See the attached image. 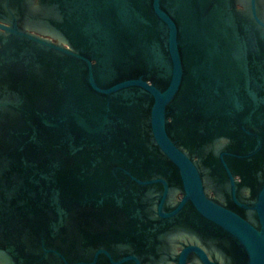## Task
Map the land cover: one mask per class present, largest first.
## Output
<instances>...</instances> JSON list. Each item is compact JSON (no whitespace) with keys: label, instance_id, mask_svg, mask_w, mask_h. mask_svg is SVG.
Returning a JSON list of instances; mask_svg holds the SVG:
<instances>
[{"label":"water","instance_id":"95a60500","mask_svg":"<svg viewBox=\"0 0 264 264\" xmlns=\"http://www.w3.org/2000/svg\"><path fill=\"white\" fill-rule=\"evenodd\" d=\"M242 95L264 111V0H0V264H144L195 222L264 264V188L255 226L181 146Z\"/></svg>","mask_w":264,"mask_h":264},{"label":"flooded vegetation","instance_id":"af4514ba","mask_svg":"<svg viewBox=\"0 0 264 264\" xmlns=\"http://www.w3.org/2000/svg\"><path fill=\"white\" fill-rule=\"evenodd\" d=\"M44 37L59 42L49 35ZM63 43L68 47L66 42ZM217 76H213L212 80L217 82ZM229 82L228 72L223 73V92L229 91ZM245 83L244 79H240V93H244ZM240 99L241 109L237 119H230L226 103L227 110L222 117L211 114L195 118L191 145L181 146L196 164L206 196L256 226L264 188V111L253 104L246 107L244 95ZM182 198V192L177 189L174 202ZM194 219L200 221L197 216ZM192 227V230L180 231L166 240L167 249L163 240L159 242L162 247L157 254L141 253L143 263L208 264L206 260L216 264L248 263L249 255L245 247L232 233L212 230L202 222H195ZM187 247L191 248L190 251L181 256Z\"/></svg>","mask_w":264,"mask_h":264}]
</instances>
